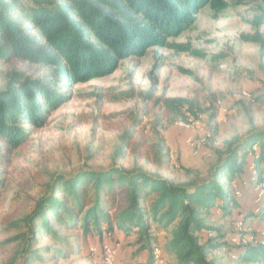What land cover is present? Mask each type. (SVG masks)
Segmentation results:
<instances>
[{"label":"rangeland","instance_id":"1","mask_svg":"<svg viewBox=\"0 0 264 264\" xmlns=\"http://www.w3.org/2000/svg\"><path fill=\"white\" fill-rule=\"evenodd\" d=\"M226 4L220 13L202 9L195 23L166 47L121 62L112 75L59 90L66 102L51 114L44 130L27 131L16 150L0 147V175L5 179L0 264H106L107 250L112 264H146L149 254L141 250L136 234L128 238L114 230L109 235L103 226L99 239L94 232L86 235L79 221L75 227L53 224L52 232L44 234L38 220L29 225L26 218L53 176L117 166L178 183L202 180L216 162V151L251 130L264 129V56L258 45L244 39L254 33L256 17L263 21L257 30L264 33V2ZM11 71L32 79L48 75L17 61L0 63V92L7 88ZM171 98L194 101L203 112L184 121L163 106ZM259 185L247 190L256 194L255 207L264 203L263 197L257 202ZM244 201L243 210L252 203ZM217 217L210 227L224 231V246L212 255L216 264H264L237 259L238 249L264 238V216L245 222L233 217L235 223L221 213ZM149 235L154 264H174L166 249L168 231L152 224Z\"/></svg>","mask_w":264,"mask_h":264},{"label":"trees","instance_id":"2","mask_svg":"<svg viewBox=\"0 0 264 264\" xmlns=\"http://www.w3.org/2000/svg\"><path fill=\"white\" fill-rule=\"evenodd\" d=\"M206 7L220 13L227 4L226 0H0V63L17 61L48 71L39 79L23 71L8 75L7 88L0 92V147L16 150L27 131L44 130L51 114L66 102L59 90L108 77L121 62L166 47ZM262 24L256 17L254 33L244 39L258 45L264 56V33L257 30ZM162 104L184 121L203 112L183 98ZM215 155L206 178L181 183L117 166L85 167L70 176H53L26 221L30 225L38 220L39 233L44 234L52 232L53 224L75 227L77 221L86 235L94 232L99 239L103 226L109 235L114 230L128 238L136 234L141 250L149 254L146 264L155 263L149 234L156 224L168 231L166 249L174 264H216L212 255L223 248L224 231L210 227L214 210L233 223V215L244 222L264 216V203L250 214L239 209L235 197L245 193V199L253 200L247 190L264 182V129L249 131ZM4 185L0 175V200ZM211 232L214 235L208 236ZM238 250L240 262H264V238Z\"/></svg>","mask_w":264,"mask_h":264},{"label":"crops","instance_id":"3","mask_svg":"<svg viewBox=\"0 0 264 264\" xmlns=\"http://www.w3.org/2000/svg\"><path fill=\"white\" fill-rule=\"evenodd\" d=\"M251 179H252V177H251L249 180H251ZM244 183H247V180H245ZM244 185H245V184H244ZM245 195H246L245 193H242L241 195L238 194V196H240V197L237 198V200L239 199V200L241 201L240 203H241V206H242V207L239 206V207H240L239 209H240L241 211L247 213V212H249V208H250V207H252V206L255 207L254 204H255L256 194H255V193L253 194V197H252L253 200H252L251 206H250L248 209L243 210V207L245 208L246 204L248 203V202H245V201H244V196H245ZM250 200H251V199H250ZM253 207H252V208H253ZM247 210H248V211H247ZM219 213H220L219 211L214 210L213 215H214L215 219H216V217L218 216ZM233 217H234L235 219H241V216H239V215H238V216H237V215H233ZM217 218H218V217H217ZM235 219H234V220H235Z\"/></svg>","mask_w":264,"mask_h":264},{"label":"built area","instance_id":"4","mask_svg":"<svg viewBox=\"0 0 264 264\" xmlns=\"http://www.w3.org/2000/svg\"><path fill=\"white\" fill-rule=\"evenodd\" d=\"M259 186H262V185H259ZM258 192H259V193H257V202L259 201V199H260L261 197L264 198V187H263V186H262V188L259 187V188H258ZM155 256H156V255H155ZM105 263H106V264H112V255H111L110 251H108V250L106 251Z\"/></svg>","mask_w":264,"mask_h":264}]
</instances>
